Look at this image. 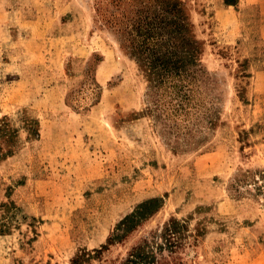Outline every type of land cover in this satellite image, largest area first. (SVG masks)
Returning a JSON list of instances; mask_svg holds the SVG:
<instances>
[{"label": "rangeland", "instance_id": "374dc122", "mask_svg": "<svg viewBox=\"0 0 264 264\" xmlns=\"http://www.w3.org/2000/svg\"><path fill=\"white\" fill-rule=\"evenodd\" d=\"M92 1L0 0V120L19 131L0 161V264H120L170 220L183 264H264V0H178L189 98L153 91Z\"/></svg>", "mask_w": 264, "mask_h": 264}, {"label": "trees", "instance_id": "16d2710c", "mask_svg": "<svg viewBox=\"0 0 264 264\" xmlns=\"http://www.w3.org/2000/svg\"><path fill=\"white\" fill-rule=\"evenodd\" d=\"M91 13L95 23L119 38L121 48L136 61L153 91L189 98L190 85L196 80L198 50L180 1L93 0ZM23 124L28 138L39 136L37 121L25 118ZM18 135L6 118L0 120V161L15 153ZM154 202L126 217L109 237V244L127 238L143 211ZM185 232L184 223L170 220L159 232L150 233L131 247L120 264H183L179 251Z\"/></svg>", "mask_w": 264, "mask_h": 264}, {"label": "crops", "instance_id": "0c3cea01", "mask_svg": "<svg viewBox=\"0 0 264 264\" xmlns=\"http://www.w3.org/2000/svg\"><path fill=\"white\" fill-rule=\"evenodd\" d=\"M9 16H11L10 14L3 16L4 21H6ZM13 16V21H16L15 23V27L16 25H18L19 27H21V29H26V30H31L32 34L34 35L36 33V27L33 23V21H23L21 19H18L15 15ZM1 23H4L3 21H1ZM9 24L8 22L5 23V26ZM34 39V36L30 38V41H32ZM262 163H264V151H262L261 153L254 155L253 158L250 161V164L255 166H260L262 165Z\"/></svg>", "mask_w": 264, "mask_h": 264}]
</instances>
